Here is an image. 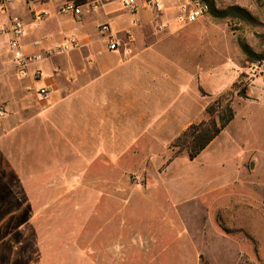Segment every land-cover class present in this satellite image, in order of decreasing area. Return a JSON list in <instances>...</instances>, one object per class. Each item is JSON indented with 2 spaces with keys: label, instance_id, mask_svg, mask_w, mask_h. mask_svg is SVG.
Listing matches in <instances>:
<instances>
[{
  "label": "rangeland",
  "instance_id": "rangeland-1",
  "mask_svg": "<svg viewBox=\"0 0 264 264\" xmlns=\"http://www.w3.org/2000/svg\"><path fill=\"white\" fill-rule=\"evenodd\" d=\"M163 2L167 27L149 14L135 51L148 73L133 92L117 86L133 107L103 109L99 138L82 141L78 130L61 139L56 128L83 124L78 107L51 124V96L41 100L22 80L31 108H18L20 124L0 138V264H264V64L243 50L264 53V1L213 0L248 16L211 11L187 25L176 23L174 1ZM48 8L30 37L55 48L75 26L57 2ZM246 85L254 99L237 96ZM228 92L231 124L194 160L184 152L168 164L173 140Z\"/></svg>",
  "mask_w": 264,
  "mask_h": 264
},
{
  "label": "crops",
  "instance_id": "crops-1",
  "mask_svg": "<svg viewBox=\"0 0 264 264\" xmlns=\"http://www.w3.org/2000/svg\"><path fill=\"white\" fill-rule=\"evenodd\" d=\"M177 6L180 0H172ZM53 2H57L59 7L66 2H77L84 6L83 15L80 19L71 18L74 35L79 39V47L70 53L43 59L41 64H36L30 70V76L26 82L31 88L37 84L40 87H51L52 94L50 100L45 104V119L54 125H63L65 111L76 106L79 109L81 124L73 132L66 131L63 127L56 128L61 139H69L66 135H75L79 130V139L99 138L103 128V109L116 107H133V98L122 94L119 97L117 86L123 81L130 84L129 92H133L135 84L142 83V77L148 73L149 63L146 54L135 52L143 43L142 33L146 27L150 12L141 10L137 15L122 10L119 0H111L104 7L97 11L88 10L89 0H48L41 3L19 0L8 11L0 9V25L8 23L14 16L20 17L27 25V35L25 38L26 48H30L32 42L41 39L45 48H50L44 38L32 39L30 34L36 26L32 22L31 11L41 7L48 8ZM52 12L51 16L52 17ZM48 18L40 26H43L50 19ZM108 23L111 28V35L120 40L122 47L120 51H109L107 45V35H103L99 26ZM127 31H133L135 40L130 45H126L128 38ZM76 34V35H75ZM67 36V37H68ZM65 39V38H64ZM60 41L62 43L64 41ZM9 36H0V103L6 104L7 117L0 129V138H6L9 130H16L15 125L20 124L21 117L19 109L31 108L28 103L29 97L21 78L18 77L12 55L8 45ZM59 43V44H60ZM34 70H39L41 77L39 80L33 79ZM121 76L123 79H121ZM35 88V87H34ZM103 90H107L103 93ZM110 91V93L108 92ZM125 91V89H123ZM122 91V92H123ZM128 92V91H127ZM109 93V96L108 94ZM86 116L93 119V124L89 123L87 132L81 131L82 126L87 125ZM34 117L33 120H37ZM105 129H107L105 127ZM69 139L67 142L69 143ZM101 139H98V148L101 147ZM85 145V142H83ZM91 146V144L89 145ZM101 153V152H100ZM99 153V154H100Z\"/></svg>",
  "mask_w": 264,
  "mask_h": 264
},
{
  "label": "built area",
  "instance_id": "built-area-1",
  "mask_svg": "<svg viewBox=\"0 0 264 264\" xmlns=\"http://www.w3.org/2000/svg\"><path fill=\"white\" fill-rule=\"evenodd\" d=\"M19 0H0V9L8 11L10 7L15 5ZM26 3H34L40 0H24ZM111 0H89L88 10L97 11ZM264 1V0H262ZM122 10L137 15L141 10H146L152 14L159 23V27L164 29L168 22L164 19L167 7L163 0H119ZM213 0H180L177 8L175 21L178 25H187L198 22L206 17L212 9ZM84 6L77 2H66L62 4L58 13L60 15L71 16L74 19H80L83 15ZM32 22L39 27L44 21L51 16V12L44 7L31 11ZM99 30L103 35H107V45L109 51H120L122 43L120 40L111 35V28L108 23L99 26ZM27 25L18 16L10 18L8 23L0 25V36H9V49L12 55L15 71L19 78L25 79L30 76V70L39 61L48 59L55 54H67L79 47V39L74 36H68L57 47L45 48L41 39L34 40L30 48L25 46V38L27 35ZM127 44L134 42L135 37L133 31H127ZM41 77L39 70H34L33 79L39 80ZM38 97L48 99L52 94L51 87H40L36 90ZM0 116H6L4 107H0Z\"/></svg>",
  "mask_w": 264,
  "mask_h": 264
},
{
  "label": "trees",
  "instance_id": "trees-1",
  "mask_svg": "<svg viewBox=\"0 0 264 264\" xmlns=\"http://www.w3.org/2000/svg\"><path fill=\"white\" fill-rule=\"evenodd\" d=\"M212 14L216 18H226L235 16L246 18L248 13L245 9L238 6H231L225 10L214 9L212 3ZM243 50L251 62L264 64V53H255L249 46L243 45ZM264 79V69L261 73ZM236 86V84H235ZM231 93L221 95L216 101L208 105L206 109L207 118L199 122L190 124L170 145L174 155L169 159L168 164L178 156L187 153L190 160L197 158L235 118V109L232 106ZM237 96L243 100L254 99L253 93L248 85L237 90ZM233 97V95H232Z\"/></svg>",
  "mask_w": 264,
  "mask_h": 264
},
{
  "label": "water",
  "instance_id": "water-1",
  "mask_svg": "<svg viewBox=\"0 0 264 264\" xmlns=\"http://www.w3.org/2000/svg\"><path fill=\"white\" fill-rule=\"evenodd\" d=\"M255 166H256V163H255L254 158H253V160L250 162V169L254 170Z\"/></svg>",
  "mask_w": 264,
  "mask_h": 264
}]
</instances>
